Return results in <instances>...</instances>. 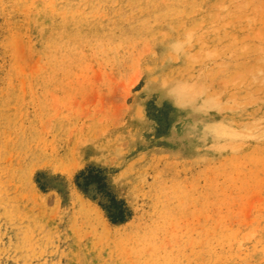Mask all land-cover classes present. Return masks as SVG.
I'll use <instances>...</instances> for the list:
<instances>
[{
	"label": "rangeland",
	"instance_id": "1",
	"mask_svg": "<svg viewBox=\"0 0 264 264\" xmlns=\"http://www.w3.org/2000/svg\"><path fill=\"white\" fill-rule=\"evenodd\" d=\"M0 264H264V0H0Z\"/></svg>",
	"mask_w": 264,
	"mask_h": 264
},
{
	"label": "trees",
	"instance_id": "2",
	"mask_svg": "<svg viewBox=\"0 0 264 264\" xmlns=\"http://www.w3.org/2000/svg\"><path fill=\"white\" fill-rule=\"evenodd\" d=\"M100 183V182H99ZM102 186H99V192L101 199L104 203H101V207L107 212L108 218L113 224H122L128 220L130 214L125 206L121 202H117L108 195H102Z\"/></svg>",
	"mask_w": 264,
	"mask_h": 264
}]
</instances>
